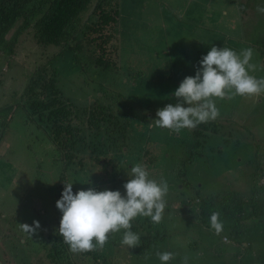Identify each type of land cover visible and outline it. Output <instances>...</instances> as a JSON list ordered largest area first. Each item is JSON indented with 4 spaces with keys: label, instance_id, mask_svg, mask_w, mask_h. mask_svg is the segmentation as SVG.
<instances>
[{
    "label": "rangeland",
    "instance_id": "374dc122",
    "mask_svg": "<svg viewBox=\"0 0 264 264\" xmlns=\"http://www.w3.org/2000/svg\"><path fill=\"white\" fill-rule=\"evenodd\" d=\"M117 2L120 8L116 25L118 66L105 71L89 68L84 72L74 62L75 53L63 51L50 56L49 61L59 69L58 84L70 101L79 106L93 103L98 96L102 100L108 96L107 102L115 101L118 92L128 97V105L132 104L128 108L132 129L152 142L145 143L149 152L141 164L151 179L157 182L163 179L168 184L166 207L160 221L166 232L158 249L174 254L168 264H183L184 257L188 258L187 264H264V231L251 227L248 237L253 243L249 249L245 242L238 245L231 239L225 228L216 235L211 227L193 221L184 205L176 200L174 190L178 185L183 197L191 198L197 187L202 194L218 187L236 189L246 195L264 189V94L235 96L232 100L215 98L220 115L213 121L219 126L218 133L207 136L206 144L198 150L203 155L193 158L185 168L189 186L181 184L175 171L183 169L187 154L184 152L195 141L177 133L181 139L174 140L169 129L153 123L158 109L177 103L175 90L185 77L195 76L201 58L212 46L227 47L238 54L247 48L254 49L251 63L256 68L250 75L264 78V59L255 49L264 35V14L256 10L257 6H264V0ZM179 5L183 9L179 10ZM42 48L49 54L56 51L53 45ZM80 55L82 59L83 54ZM34 56L28 47L23 49L20 45L16 52L0 59V107L15 103L16 94L37 61L44 62ZM169 71L171 77L165 75ZM209 146L221 148L220 153ZM137 157L126 158L133 161L128 164L130 168L138 164ZM67 171L58 161L48 136L28 121L20 106L16 107L0 139V264H42L44 253L40 246L44 245L45 237L40 240V236L62 215L56 208L61 198L58 184H74L76 179L66 175ZM77 181L75 184L79 185ZM82 189L81 186L78 190ZM119 191L125 194L123 187ZM13 219L17 226H11L16 224ZM34 220L41 228L30 237L18 224L31 226ZM223 236L227 237L226 241ZM119 237H123V232ZM121 248L119 252L108 249L115 258L111 264H161L155 249L149 250L148 257L135 254L125 257V249Z\"/></svg>",
    "mask_w": 264,
    "mask_h": 264
},
{
    "label": "trees",
    "instance_id": "16d2710c",
    "mask_svg": "<svg viewBox=\"0 0 264 264\" xmlns=\"http://www.w3.org/2000/svg\"><path fill=\"white\" fill-rule=\"evenodd\" d=\"M179 6V10L183 9ZM119 15L117 0H0V59L16 52L21 45L23 49L28 47L35 58L44 60L42 63L37 61L26 83L16 94L15 103L0 107V139L9 127L15 108L20 106L28 121L42 129L53 143L58 161L68 168L64 173L75 176L79 181L76 185L73 179L74 194L81 186L82 190L90 186L98 191L122 189L123 183L129 179L128 164L133 162L126 158L137 155V162L141 164L149 152L145 146L149 139L132 129L133 119L128 109L132 104L128 105L127 96L118 92L115 101L107 102L105 98L108 96L103 100L98 96L91 104L76 105L58 84L59 69L49 64L51 57L70 51L75 53L74 62L79 64L74 65L82 67L84 72L95 67L99 71L117 67L119 36L116 25ZM23 38L26 40L18 43ZM261 39V44H255L257 48H254L264 59V35ZM31 45H34V51L30 50ZM35 45L38 48L35 49ZM48 45L55 46L56 51L46 52L42 47ZM80 53L83 54L82 59ZM165 75L171 77L170 71ZM217 125L216 121H209L195 129L170 130L174 140L181 139L175 135L177 133L195 141L184 152L187 154L183 169L175 171L182 185L189 186L185 168L193 158L203 155L198 150L206 144L207 136L218 133ZM209 148L217 153L221 151L219 147ZM58 188L61 197L63 184L59 183ZM174 190L176 200L184 205L193 221L198 220L205 227H211V214L219 212L224 228L238 245L245 242L246 248L252 247L249 246L253 241L248 237L251 227L264 231V189L246 195L236 189L218 187L202 194L197 187L191 198L183 197L178 185ZM61 218L62 215L55 218L49 231L40 236V240L45 237L44 245L40 246L44 253L42 264H111L115 258L108 249L119 252L121 247L125 249V257L131 254L148 257L150 249L158 252L162 234L166 232V228H161V222L154 223L151 218L138 216L131 222V231L139 235L140 247L129 249L122 245L119 235L125 230L121 229L118 233L109 234L103 248L97 246L91 252L73 253L59 235ZM11 226H17V222Z\"/></svg>",
    "mask_w": 264,
    "mask_h": 264
},
{
    "label": "clouds",
    "instance_id": "9594fccd",
    "mask_svg": "<svg viewBox=\"0 0 264 264\" xmlns=\"http://www.w3.org/2000/svg\"><path fill=\"white\" fill-rule=\"evenodd\" d=\"M257 12L264 14V6H257ZM254 49L247 48L239 54L227 47L212 46L207 55L199 62L195 76H187L174 92L175 105L169 103L158 109L153 121L156 127L179 132L181 129H195L202 123L216 120L219 109L215 98L232 100L235 96L258 97L264 94V78L250 75L256 66L251 63ZM128 181L123 185L125 194L119 190L98 191L94 187L73 193V184L64 183L61 198L56 208L62 213L59 235L69 245L73 253L96 250L109 240V234L125 230L122 245L129 249L140 247V237L131 231L132 221L139 217L151 218L159 223L166 207L164 199L168 193V184L163 179L157 182L151 179L146 167L136 164L130 168ZM210 226L216 235L224 229L219 212H213ZM18 227L30 237L41 228L38 221L30 226L26 223ZM227 237L223 236V241ZM95 241V243H94ZM161 264L174 259L171 252H157ZM188 258L184 257L183 264Z\"/></svg>",
    "mask_w": 264,
    "mask_h": 264
}]
</instances>
